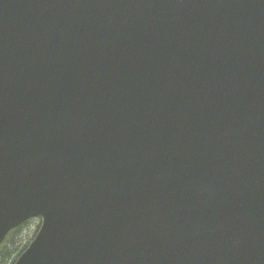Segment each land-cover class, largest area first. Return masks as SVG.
I'll list each match as a JSON object with an SVG mask.
<instances>
[{
    "label": "water",
    "instance_id": "water-1",
    "mask_svg": "<svg viewBox=\"0 0 264 264\" xmlns=\"http://www.w3.org/2000/svg\"><path fill=\"white\" fill-rule=\"evenodd\" d=\"M14 264H264V0H0V249Z\"/></svg>",
    "mask_w": 264,
    "mask_h": 264
},
{
    "label": "trees",
    "instance_id": "trees-1",
    "mask_svg": "<svg viewBox=\"0 0 264 264\" xmlns=\"http://www.w3.org/2000/svg\"><path fill=\"white\" fill-rule=\"evenodd\" d=\"M35 224L37 225L35 231L27 234L28 229L32 228V225ZM40 225V219L35 218L13 230L1 247L0 264H14L33 241Z\"/></svg>",
    "mask_w": 264,
    "mask_h": 264
},
{
    "label": "rangeland",
    "instance_id": "rangeland-1",
    "mask_svg": "<svg viewBox=\"0 0 264 264\" xmlns=\"http://www.w3.org/2000/svg\"><path fill=\"white\" fill-rule=\"evenodd\" d=\"M36 226H37L36 224H35V225H32V228L28 229V232H27V234H28V233H32V232H34V231H35V228H36ZM27 234H26V235H27Z\"/></svg>",
    "mask_w": 264,
    "mask_h": 264
}]
</instances>
